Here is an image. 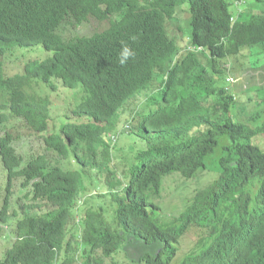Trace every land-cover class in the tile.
<instances>
[{
    "label": "trees",
    "instance_id": "trees-1",
    "mask_svg": "<svg viewBox=\"0 0 264 264\" xmlns=\"http://www.w3.org/2000/svg\"><path fill=\"white\" fill-rule=\"evenodd\" d=\"M72 11L77 23L96 19L103 27L65 39L59 29ZM181 12L189 43L203 52L170 31ZM234 12L228 0H0V153L8 171L0 231L10 227L13 241L0 264H126L116 254L133 238L150 248L130 264H173L189 232L194 246L178 264H264V145L254 143L264 137V90L257 88L260 111L242 119L221 85L233 58L264 50V12L248 10L232 23ZM39 44L54 55L29 60L14 77L1 72L12 49ZM124 44L136 55L121 66ZM54 78L85 93L62 125L51 100L30 91L37 80L57 90ZM144 90L152 94L129 121L159 137H188L178 151L170 141L150 142L139 157L151 159L128 170L129 183L112 193L110 222L91 198L80 203V172L64 170L48 152L72 150L82 165L100 163L103 135ZM222 141L219 176L172 223L161 222L150 196L160 195L163 176L194 177ZM16 145L27 148L25 157Z\"/></svg>",
    "mask_w": 264,
    "mask_h": 264
},
{
    "label": "rangeland",
    "instance_id": "rangeland-1",
    "mask_svg": "<svg viewBox=\"0 0 264 264\" xmlns=\"http://www.w3.org/2000/svg\"><path fill=\"white\" fill-rule=\"evenodd\" d=\"M233 2V0H228ZM248 10H256L264 12V4L258 0H248ZM83 28L79 29L80 27ZM80 27H73L68 25L67 30L69 31L67 35L72 34H87L90 35L99 26V21L96 19H91L89 22L84 23ZM187 14L181 12L178 18L171 20L170 31L173 35L180 38V42L186 44V38L189 29ZM264 50L256 51V54H251L248 49L244 50L242 56L232 59V68L230 74L239 80L235 83L228 85V92L232 95H237L236 104L233 106L232 110L235 111L238 116L242 119L247 118L251 115H256L260 111L259 101L260 95H258L257 88H260V92L264 90ZM53 52L51 50L45 49L43 46H33V47H16L13 52H9L6 55V59L1 66V71L4 73L13 74L24 68V64L29 59L44 60L51 56ZM258 60V61H256ZM205 61H207L205 59ZM226 72V71H225ZM227 72V76H228ZM226 77V76H225ZM227 85V83H226ZM218 86V84L216 85ZM33 92L38 93L41 96H46L51 100V110L55 114L59 125H62L72 119H68L67 115L70 109L74 108L79 104L85 93L83 92V87L79 86L75 89H70L59 85L58 90H51L44 83H34ZM145 92V91H143ZM142 92V93H143ZM152 92V91H151ZM145 96H139L132 100L127 106V110L124 115L114 121L116 129H122L124 126L125 119L129 117L135 108L144 100ZM129 102V100H128ZM126 104L123 106V108ZM122 108V109H123ZM259 109V110H258ZM264 120V116L261 118ZM129 121L126 120L125 124ZM252 124V122H251ZM254 125V123H253ZM138 128H134L132 131L123 132L119 135L118 140L112 143L116 157L122 161L121 170L117 171L112 166L106 169L94 168L86 169L83 171L82 183L80 187V198L81 201L84 198L90 197V194H97L91 198L92 203L95 205L100 204L105 212L108 220L113 221L114 212L116 209L115 203L112 201V193L114 191H122L124 185L128 184L130 181V173L128 170L132 169L137 165H141L151 159L150 156L140 158L139 155L146 151L149 147L150 142H158L159 140L170 141L175 145V151H178L183 146V141L187 139L188 136L184 138H174L170 135L158 136V133H148L145 130L137 132ZM224 140V139H222ZM218 147L216 152L208 158L206 169L200 171L194 177L186 179L180 172H174L163 176L161 192L158 196H150V200L157 204L160 209L157 211L156 216L163 223H172V221L180 216L186 209L187 205L194 198L195 193L208 186L213 180H215L218 175V157L222 153V144ZM254 143L264 145V137L262 135L254 138ZM51 156L55 157L54 154L50 153ZM56 163L64 166L65 168L72 169H82V166L77 162H74L72 158L64 160L58 158ZM109 176V179H108ZM109 180L119 182V188L111 189ZM8 177L7 172L3 170L0 163V209L2 207V196L5 193V188L7 186ZM101 194V195H99ZM80 201V202H81ZM113 202V203H112ZM83 209V208H82ZM177 228L180 227V223L176 225ZM8 231L0 234V257L5 253L8 246L4 239L6 238ZM194 232H189L186 234L180 242V252L178 253L177 259L173 264H178L183 255L187 253L194 246ZM149 246L144 244L140 240L133 238L126 246L125 252L120 251L116 254L118 260H124L126 264H130L127 258L136 259L141 257L147 250ZM152 250L154 248L151 247ZM121 253V254H120ZM105 264H109L106 262Z\"/></svg>",
    "mask_w": 264,
    "mask_h": 264
},
{
    "label": "clouds",
    "instance_id": "clouds-1",
    "mask_svg": "<svg viewBox=\"0 0 264 264\" xmlns=\"http://www.w3.org/2000/svg\"><path fill=\"white\" fill-rule=\"evenodd\" d=\"M261 2L264 4V1H261ZM232 3H233V7H234L235 12H234V14L231 16V21H232V23H234V22L237 20V18H238V16H239L240 14H242V13L248 11V3H249V2H248V0H233ZM74 16H75L74 11H72V12H71L68 16H66V18L61 22V23H62V27L59 29V33H60L65 39L76 38V37H78V36H80V35H84V34H81V33H78V34H72V33H71V35H67V33L69 32V31L67 30V26H68V25L73 26V27H80V26H82V25L84 24V23H82V24L77 23L76 20H75V17H74ZM83 27H84V26L80 27L79 29H81V28H83ZM187 31H188V30H187ZM188 35H189V34H188ZM188 35H187V38H186V44H184V43L182 42V45H184L186 48H188V50H191V51H198V52H203V51H204L203 46H197V47H195L194 45H192V44L189 43V41H188ZM131 39L135 40V37L133 36V37H131ZM39 45L43 46L42 44H39ZM35 46H38V45H35ZM25 47H33V46H25ZM43 47H44V46H43ZM44 48H45V47H44ZM15 49H16V48L12 49L11 52H13ZM45 49H47V48H45ZM47 50H50V49H47ZM51 51L53 52V54H52L51 56H53V55H54V50H51ZM135 55H136L135 51H134L130 46H128L127 44H124L123 47H122V49H121V51H120V53H119V57H118V59H119V64H120L121 66L126 65L127 62L129 61V59L134 58ZM51 56H49V57H51ZM49 57H47V58H49ZM47 58H46V59H47ZM5 59H6V58H5ZM5 59H4V61H5ZM46 59H44V60H46ZM29 60H37V58H35V59H29ZM29 60H28V61H29ZM44 60H42V61H44ZM4 61H3V63H4ZM28 61H26V63H27ZM39 61H41V60H39ZM26 63H25V64H26ZM25 64H24V66H25ZM225 66L227 67V65H225ZM230 69H231V65L229 64V68H228V67L226 68V70H225L226 72H225V75H224V78H223V81H222V84H221V85H225V87H226L227 89L229 88V87H228L229 84L235 83V82H237V81L239 80V78H235L233 75L230 74ZM23 71H24V68H22L20 71H17V72H15V73H13V74H9V73H7V72L4 73V72H2V71H1V72H2L6 77H14V76H16V75H20V74H22ZM227 72H229V73H228V76L226 75ZM206 76L209 77L210 74H207ZM225 76H226V77H225ZM57 80H58V78H54L53 83H54V84L56 83V85H57L58 88H59V85H62V83L60 82V80H59V81H57ZM40 82L43 83L42 81H39V80L35 81L34 83H40ZM34 83H33V84H34ZM226 83H227V85H226ZM44 84H46V83H44ZM46 85H47L51 90L56 91L55 89H52L48 84H46ZM32 86H33V85H32ZM62 86H63V85H62ZM32 89H33V87H32ZM32 89L30 90L31 92H33ZM57 90H58V89H57ZM228 90H229V89H228ZM144 91H145L144 93L137 95V96L134 97L133 99L129 100V102L127 101L126 106H125L124 108L126 109L127 106L129 105V103H130L132 100L136 99L137 97H139V96H145V97H144V100H143V101L137 106V108H135L134 111H137L138 107H139L142 103H144V101H145V99L147 98V96L149 97V96L152 94L151 91H147V90H144ZM156 91H157V89H156ZM34 93H36V92H34ZM37 94H38V93H37ZM40 96H41V95H40ZM42 97L49 99V98L46 97V96H42ZM233 97L235 98V100L238 99V98H237V95H233ZM127 104H128V105H127ZM69 114H70V113H69ZM51 115H52V117L54 118L53 120L57 123V119L55 118V114L51 113ZM121 118H122V116H121ZM126 120L129 121V117H127V118L125 119V122H126ZM125 122H124V126H123L122 129H116V127H115V125H114V123H113V125L109 128V129H111V130L108 131V132H106V133L103 135L104 145L106 146L107 151H106L105 146H100V147H99V151L102 152V154H100V156H99L100 163H97V164H94V165H87V166L82 165V164H80L79 161L76 159L75 154H74V152H73L72 150H70V155H69L68 157H62V156L59 155L58 152H53V150H50V151L48 152V156L52 157V161H53L54 163H56V160H57L58 158H59V159L62 158V159H64V160H68V159L72 158V159L74 160V162H77L79 165L82 166V169L79 170V169L65 168L64 166L60 165L59 163H56V164H58L59 166H61V167H62L64 170H66V171H78V172H80L81 176L83 175V171H85L86 169H94V168L106 169V168H109V167L112 166L115 170L120 171V170H121V166H122V161H120V160L116 157L112 143H115V142L118 140L119 135L122 134L123 132H129V131H132L134 128H138V130H136L137 132L140 131V127H139L138 124H135V123H133V122H131V121H129L128 123L125 124ZM142 130H143V129H142ZM146 132H147V131H146ZM111 142H112V143H111ZM30 143H31V141H30ZM185 143H186V142H183V144H185ZM16 148H17L18 153L22 154L23 157L26 156V154H27V152H28V151H27V148H25V147L22 148V147H21V148L18 149V145H16ZM148 148H149V147H148ZM50 153L54 154L55 157L51 156ZM0 163H1V166H2L3 170H5V171L7 172V177H8V171H7L6 166L4 165V162H3V159H2V155H1V153H0ZM108 179H109V176H108ZM21 181H22L21 178H19V179H17V180L14 181L13 188H14L15 190H17V188L20 186ZM23 191H25V190H23ZM23 191H22V192H23ZM94 195H97V194H93V195L90 194V197H92V196H94ZM99 195H101V194H99ZM90 197H87V198L90 199ZM80 201H81V198H80ZM80 203H81V202H80ZM79 209H80V208H79ZM22 215H23V213H22ZM0 226H1V224H0ZM5 229H7V231H8V234H7L6 237H9V236H10V230H11V228L8 227V226H5ZM0 234H2L1 231H0ZM13 238H15V235L13 236ZM4 242H6V244H8V246H7V248H6L5 250H3V252L6 251V250L8 249V247H10V246L12 245V242H13V241H12V242H9V241L7 240V238H5V239H4ZM4 255H5V253H4ZM4 255H3L2 257H0V259H3V258L5 257Z\"/></svg>",
    "mask_w": 264,
    "mask_h": 264
}]
</instances>
